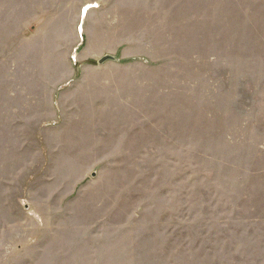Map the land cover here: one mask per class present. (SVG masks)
<instances>
[{
  "label": "rangeland",
  "instance_id": "rangeland-1",
  "mask_svg": "<svg viewBox=\"0 0 264 264\" xmlns=\"http://www.w3.org/2000/svg\"><path fill=\"white\" fill-rule=\"evenodd\" d=\"M0 264H264V0H0Z\"/></svg>",
  "mask_w": 264,
  "mask_h": 264
},
{
  "label": "water",
  "instance_id": "water-1",
  "mask_svg": "<svg viewBox=\"0 0 264 264\" xmlns=\"http://www.w3.org/2000/svg\"><path fill=\"white\" fill-rule=\"evenodd\" d=\"M112 59H113V57H111V56H105L99 61V63H103L104 61L112 60Z\"/></svg>",
  "mask_w": 264,
  "mask_h": 264
}]
</instances>
